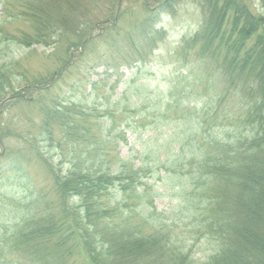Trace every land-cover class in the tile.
I'll return each mask as SVG.
<instances>
[{
    "label": "trees",
    "instance_id": "16d2710c",
    "mask_svg": "<svg viewBox=\"0 0 264 264\" xmlns=\"http://www.w3.org/2000/svg\"><path fill=\"white\" fill-rule=\"evenodd\" d=\"M1 1L4 41L30 49L70 33L79 39L58 76L26 82L23 90L11 92L12 70L20 63L0 65V108L11 100L43 104L40 137L53 143L58 133V147L63 141L68 148L65 170L29 140L23 152L0 155V181L33 201L25 214L0 218V264H264V16L250 10L252 0H202L199 30L176 50L190 63L191 80L171 83L163 104L151 107V118L170 131L166 148H150L143 159L120 152V144L128 145L121 122L132 116L136 125L147 121L137 109L87 111L45 96L66 69H86L99 45L127 44L141 57L156 48L165 37L157 24L177 0H153L160 4L141 31L125 34L117 18L95 28L82 24L77 34L78 24L65 12L76 11V0ZM11 20L29 22L31 32L10 33ZM100 37L106 40L87 49ZM78 49L76 59L72 50ZM163 152L168 155L161 159ZM34 153L54 175L53 197L22 180ZM161 183L176 189L179 203L160 211L153 185Z\"/></svg>",
    "mask_w": 264,
    "mask_h": 264
},
{
    "label": "rangeland",
    "instance_id": "374dc122",
    "mask_svg": "<svg viewBox=\"0 0 264 264\" xmlns=\"http://www.w3.org/2000/svg\"><path fill=\"white\" fill-rule=\"evenodd\" d=\"M64 1H67L64 5L69 2V0ZM201 2L202 0H177L174 7L166 15L161 16V22L157 24L156 29H161L164 32L163 41L158 42L156 48L147 49L142 57L130 52L127 44L124 48L110 49L99 45L106 40L105 38L101 39L100 37V40L91 42L87 49L97 44L100 53L93 56L86 69L82 66L81 72L74 69H66L62 72L64 74L62 79L54 84L53 89L46 94L45 98L48 102L53 100L57 105L60 104L63 107L69 108L72 105L85 108L87 111L130 106L131 110L137 109V117L140 119L146 117L147 121L136 125L133 123L134 116H132L125 122H121L122 128L126 129L128 138V145L120 144L121 155L130 159L135 157L143 159L150 148L153 150L156 148L165 149L170 131L166 125L162 126L159 123L162 120L151 118L154 113V108L152 110L151 107L154 102L160 101L163 104V97L166 98L171 83H181L185 86V83L188 85L187 81L191 80L188 75L192 67L189 62H184L181 56L176 57V50L185 38L193 36L199 30L203 22ZM157 4L153 0H76L74 5L76 11L67 12L66 9L65 12L69 19L67 16L65 17L78 24L77 34L80 32L82 24L90 23L95 28L97 23L109 21L111 24L115 18L118 19V27L122 29V34L132 29L138 33L141 31L140 25L149 20L150 10ZM60 7L63 9L62 4ZM249 7L253 13L264 16V4L261 1L252 0L249 2ZM2 11L3 3L0 0V24H2ZM12 22L11 20V24H8L10 33L15 34L16 28L31 32L32 25L29 22L24 21L25 24L17 21ZM86 37H88V33ZM78 39L76 33H70L60 38L56 43L52 40L48 45L26 49L19 47L14 42L4 41L5 39L0 37V65L9 64L11 61L20 63V66L12 70L13 76H15V78L12 76V82L15 84H13L11 92L14 89L16 91L23 90L26 82L30 83L36 79L49 81L52 77L58 76L64 64L69 60L70 50ZM72 52L78 59L77 56L81 51L78 49L77 51L72 50ZM193 61V59L190 60V62ZM81 63L82 61H79L78 64L81 65ZM70 71H74V74H70ZM186 77H189L190 80H186ZM79 80L81 82L70 89L71 83ZM19 84H21L20 88H17ZM118 104L120 106H117ZM1 107L0 155L3 153L14 154L19 150L23 152L24 147H28L25 140H29L37 142L39 149L48 155V158H53L51 163L58 169L68 168L66 164L68 148L67 145H63V141H61V147H58L60 138L58 133L53 136V143L40 137L39 127L42 123L43 104L29 105L11 100L2 101ZM155 107L159 106L155 104ZM167 155L165 152L161 153V159ZM36 157L34 153L28 165L23 163L28 174L22 180L31 186L34 182L41 195L45 193L53 197L51 187L54 175L50 172L49 166L39 159L37 160ZM15 179L13 175L12 180ZM161 185L162 183L158 186L153 185L161 196L155 200L160 211L168 208L169 204L176 206L179 203V200L173 197L176 189L170 190L169 184ZM4 200H8L9 203H4ZM32 202L27 193L17 190L6 180L0 181L1 221H8L18 214H25L27 211L25 207H28L27 205ZM21 205L23 206L21 207ZM4 210H7L5 214Z\"/></svg>",
    "mask_w": 264,
    "mask_h": 264
}]
</instances>
